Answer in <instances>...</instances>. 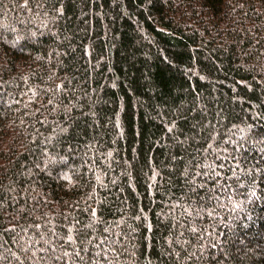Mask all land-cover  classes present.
Segmentation results:
<instances>
[{
    "label": "trees",
    "instance_id": "1",
    "mask_svg": "<svg viewBox=\"0 0 264 264\" xmlns=\"http://www.w3.org/2000/svg\"><path fill=\"white\" fill-rule=\"evenodd\" d=\"M0 264H264V0H0Z\"/></svg>",
    "mask_w": 264,
    "mask_h": 264
}]
</instances>
